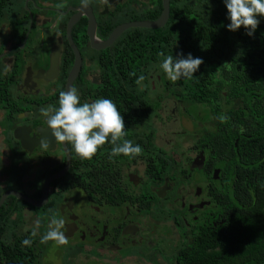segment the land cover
Listing matches in <instances>:
<instances>
[{
	"label": "flooded vegetation",
	"instance_id": "1",
	"mask_svg": "<svg viewBox=\"0 0 264 264\" xmlns=\"http://www.w3.org/2000/svg\"><path fill=\"white\" fill-rule=\"evenodd\" d=\"M60 2L22 0L0 22V201L7 195L0 208V244L11 258L0 264H18L17 256L26 260V238L32 239L31 247L41 248L32 251L31 264H180L195 233L217 226L213 200L218 201L219 190L229 192L236 163L251 155L253 114L231 113L218 99L209 117L200 109L198 122L189 119L184 107L181 118L190 120L193 130L172 133L170 123L181 111L170 97L167 78L151 69L143 90L119 91V103L113 100L124 117L126 138L140 145L142 153L110 157L108 143L91 161L80 160L70 144L57 143L40 113L42 107H58L59 93L68 91L77 62L69 27L73 24L71 38L81 59L72 88L81 103H91L95 100L89 93L101 92L111 76L104 64L130 30L112 46L95 48L90 16L100 45L119 26L140 22L133 18L147 8L136 0H91L82 10L80 0H66L68 6L57 9ZM148 6L155 10L151 0ZM229 32L233 38L235 32ZM239 59L222 52L214 59L224 97L232 88L226 78L246 71ZM220 116L227 119L221 122ZM195 129L197 134H191ZM178 135V140L172 138ZM53 177L59 178L50 184L43 206L22 199L42 202L45 183ZM52 212L65 221L66 245L41 243ZM37 222L38 234L32 237ZM52 250L57 255L53 261L48 256Z\"/></svg>",
	"mask_w": 264,
	"mask_h": 264
},
{
	"label": "trees",
	"instance_id": "2",
	"mask_svg": "<svg viewBox=\"0 0 264 264\" xmlns=\"http://www.w3.org/2000/svg\"><path fill=\"white\" fill-rule=\"evenodd\" d=\"M15 1L0 0V22L12 10ZM136 1L147 9L133 19L153 22L160 18L162 0H151L154 11L148 6L149 0ZM170 9V20L165 28L130 30L120 39L104 64L111 76L100 86L101 92L89 94L94 100L101 95L118 102L119 91L139 87L135 81L141 74L145 75L152 69L155 74L166 77L159 69L163 59L159 55L161 52L165 56L176 57L183 53L185 58L188 54L201 58L204 63L193 79H181L175 84L166 79L170 97L178 103L181 111L178 116H182L185 107L189 119L198 122L201 120L198 112L202 110L209 117L218 99H223V106L231 113L250 112L254 122L250 127L252 152L249 158L236 163V177L231 181L226 180L230 181L226 188L229 192L224 194L219 190L218 201L213 200L215 206L218 205L217 226H202L203 230L195 233L182 252L180 264H264L263 17H260V25L254 36L246 35L245 29L241 28L230 38L232 34L227 27L230 21L224 0H171ZM225 44L231 47L229 51ZM218 52H222L226 58L238 56L246 68L245 72H234L232 78H226L232 87L228 97L222 95L227 91L221 89L217 79L214 59ZM157 107L158 104H155V115L159 113ZM196 132L195 129L191 134L196 135ZM254 147L256 150H253ZM260 149H263L262 153ZM27 250L25 261L16 257L18 264H31L32 251L37 253L41 248L28 246ZM9 253L6 246L0 244L1 261L8 262L11 259Z\"/></svg>",
	"mask_w": 264,
	"mask_h": 264
},
{
	"label": "clouds",
	"instance_id": "3",
	"mask_svg": "<svg viewBox=\"0 0 264 264\" xmlns=\"http://www.w3.org/2000/svg\"><path fill=\"white\" fill-rule=\"evenodd\" d=\"M91 0H80L82 10H86ZM108 0H104L107 3ZM227 8L229 31L236 32L241 28L245 29L246 35L254 36L260 25L259 17H264V0H224ZM66 0H61L56 5L57 9L67 7ZM63 16H59L55 22L59 24ZM55 26V25H54ZM163 57L159 64V69L166 75L172 83L181 79L191 80L195 73L199 71L204 63L201 58H194L191 54L185 58L183 53L174 57L165 56L163 52L159 54ZM135 75V73H130ZM145 76L141 74L135 83L143 90ZM59 106L48 105L40 109L41 116L47 119L49 129H51L57 143L67 142L71 145L76 157L80 160L91 161L98 150L110 143L112 145L110 157L121 155L135 158L142 153L140 145L127 139L126 125L124 117L121 115L116 104L105 98H99L89 103H81L80 96L75 87L68 91L59 93ZM218 119L224 122L227 117L220 116ZM46 146V144H43ZM65 226L64 219L55 212L49 217L47 231L41 237V243L53 242L56 246L66 245L68 238L62 230ZM39 222L33 228L31 236L38 234ZM23 245L31 246L32 239L26 238Z\"/></svg>",
	"mask_w": 264,
	"mask_h": 264
},
{
	"label": "water",
	"instance_id": "4",
	"mask_svg": "<svg viewBox=\"0 0 264 264\" xmlns=\"http://www.w3.org/2000/svg\"><path fill=\"white\" fill-rule=\"evenodd\" d=\"M163 2V11H162V14L160 16V18L156 21H153V22H146V21H140V22H132V23H129V24H124V25H121L119 26L115 31L114 33L111 35V37L109 38V40L107 42H104L102 44H95V39H94V32L96 30V23H95V20L93 19V16H90L91 18V21H90V36H91V41H92V44H93V47L95 48H99V49H106L110 46H112L116 41L117 39L125 32H127L128 30H132V29H145V30H160V29H163L167 26L169 20H170V13H171V9H170V2L171 0H162ZM72 26L73 24L70 25L69 27V31H68V35H69V40L71 42V44L73 45V48L75 49L76 51V55H77V62H76V65H75V69H74V72L73 74L71 75L69 81H68V90L72 88L73 86V82L75 81L76 77L78 76L79 74V71L81 69V59H80V55H79V52L77 50V48L74 46L73 42H72V38H71V29H72ZM61 177V176H59ZM59 177H53L51 178L50 180H48L46 183H45V186H44V197H43V201L40 202V203H37V202H34L30 199H27V198H24L22 197L23 200H26L30 205H32L33 207H36V208H39L41 206H43L45 203H46V194H47V190L50 186V184L58 179ZM7 199V195H5L2 200L0 201V208L1 206L4 204L5 200Z\"/></svg>",
	"mask_w": 264,
	"mask_h": 264
},
{
	"label": "rangeland",
	"instance_id": "5",
	"mask_svg": "<svg viewBox=\"0 0 264 264\" xmlns=\"http://www.w3.org/2000/svg\"><path fill=\"white\" fill-rule=\"evenodd\" d=\"M22 2V0H16L15 4L17 5V7H20V3ZM170 128L172 133H183L184 130L187 131H192L193 130V126L190 120H188L187 118H181L180 116L176 117L175 120H173L170 123ZM173 135V134H172ZM173 139L178 140L179 137L178 136H173ZM54 255L57 256L53 250L50 252L49 256V260H54Z\"/></svg>",
	"mask_w": 264,
	"mask_h": 264
}]
</instances>
